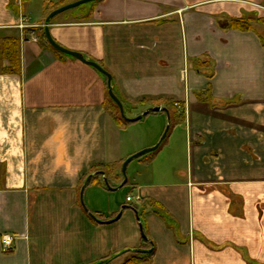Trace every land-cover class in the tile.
<instances>
[{"label": "crops", "instance_id": "obj_1", "mask_svg": "<svg viewBox=\"0 0 264 264\" xmlns=\"http://www.w3.org/2000/svg\"><path fill=\"white\" fill-rule=\"evenodd\" d=\"M79 1L0 0L20 63L6 74L0 56V264H124L136 250L139 264H264V0H101L51 21L57 44L112 77L127 118L170 112L123 188L124 162L168 119L151 114L155 135L132 146L107 77L49 45L47 17ZM90 177L97 220L81 203Z\"/></svg>", "mask_w": 264, "mask_h": 264}, {"label": "water", "instance_id": "obj_2", "mask_svg": "<svg viewBox=\"0 0 264 264\" xmlns=\"http://www.w3.org/2000/svg\"><path fill=\"white\" fill-rule=\"evenodd\" d=\"M98 1H101V0H81L79 2H76L74 4H71V5H68V6H65L63 8H60L58 10H55L54 12H52L46 19L45 21V37H46V40L47 42L49 43V45L54 49L56 50L57 52L61 53V54H64V55H68V56H71L77 60H79L80 62L86 64V65H89L93 68H95L96 70H98L100 73H102L103 75H105L107 77V80H108V93H109V96L110 98L116 103V105L118 106L119 110H120V113H121V116L122 118L128 122V123H137V122H140L142 121L145 117L149 116L150 114H154V113H159V112H165L166 115H167V119H168V125H167V128H166V131L162 137V139L159 141V143L153 147V148H150V149H146V150H143L137 154H135L134 156L130 157L129 159H127L124 164H123V167H122V174H123V177H124V182L123 184H121L120 188H123L126 184H127V181H128V178H127V168L129 166V164H131L133 161H135L136 159H139L149 153H152L154 151H157L160 146L162 145V143L165 141V139L167 138L168 134H169V131H170V128H171V116H170V112L167 110V109H163V108H159V107H156V108H151L149 110H147L146 112H144L143 114H141L140 116L136 117V118H133V119H130V118H127L126 115H125V110H124V105L123 103L119 100V98L115 95L114 91H113V80H112V77L97 63L95 62H91L89 60H87L82 54H79V53H75V52H71L63 47H61L59 44H57L55 42V40L52 38L51 36V32H50V23L51 21L58 15L62 14V13H65L67 11H70V10H73L75 8H79L81 6H84V5H87V4H91V3H95V2H98ZM100 175L103 177V182H104V185L105 187L110 190V191H115V189H113L111 187V185L109 184V181L108 179L106 178L105 174L104 173H100ZM91 179L92 177L88 178L83 190H82V194H81V203L84 207V210L91 216V218L96 219V217L90 213L88 211V209L86 208L85 204H84V200H83V192L85 190V188L89 185V183L91 182ZM121 218V214L119 216H117L114 220L110 221V222H107V223H112L113 221H117ZM135 252L137 253H143L142 251L140 250H136ZM125 254V252H122L118 255H115L113 256L112 258L108 259V260H105V261H101L97 264H107V263H110L111 261H113L114 259L120 257L121 255Z\"/></svg>", "mask_w": 264, "mask_h": 264}, {"label": "trees", "instance_id": "obj_3", "mask_svg": "<svg viewBox=\"0 0 264 264\" xmlns=\"http://www.w3.org/2000/svg\"><path fill=\"white\" fill-rule=\"evenodd\" d=\"M24 3L29 2L30 0H22ZM47 1V0H45ZM85 6H82L80 8H83ZM230 27L232 29H236V30H247L249 29V27L242 22H232ZM44 34V33H43ZM45 37V34H44ZM0 55L4 58V59H8L9 63H10V67L5 68L4 69V73L6 74H16L19 72L20 69V63H19V44H18V40L16 39H5L4 42L1 45L0 48ZM116 120L119 124L125 126L128 124V122H126L121 114H120V110L117 107V111H116ZM99 178H101V176H98ZM102 179V178H101ZM141 260V256H139L137 254V252H133V255L131 256V258L126 261L124 264H139Z\"/></svg>", "mask_w": 264, "mask_h": 264}, {"label": "rangeland", "instance_id": "obj_4", "mask_svg": "<svg viewBox=\"0 0 264 264\" xmlns=\"http://www.w3.org/2000/svg\"><path fill=\"white\" fill-rule=\"evenodd\" d=\"M4 40L5 39L2 40L0 38V48H1V45L4 42ZM155 118H156L155 116L150 114L148 117H145L142 121L132 125L131 134H130L131 138L133 139L132 146H134V144L136 143L135 142L136 138H139L138 142L147 141V140L151 141L152 137L155 135V132L157 130V129L155 130V128H157V121ZM140 144H141V142H140ZM146 149H149V148H146ZM146 149H143V150H146ZM143 150H141V151H143ZM141 151H138L135 154H137ZM156 152L157 151H154L152 153H149V154L133 161L127 170L128 180L131 177V175H133V173L135 171L144 170L145 167H147V165L152 162L151 159L153 158V155ZM135 154H133V156Z\"/></svg>", "mask_w": 264, "mask_h": 264}, {"label": "built area", "instance_id": "obj_5", "mask_svg": "<svg viewBox=\"0 0 264 264\" xmlns=\"http://www.w3.org/2000/svg\"><path fill=\"white\" fill-rule=\"evenodd\" d=\"M20 28L23 30H33L35 29V26H31L29 24V19H28L22 21ZM32 40L37 41L35 36H33ZM132 201L133 198L131 197L127 198V202L131 203ZM138 201H140V198H138ZM1 248H2V252L5 254L11 253L15 249V238L8 234L4 235L2 237Z\"/></svg>", "mask_w": 264, "mask_h": 264}]
</instances>
